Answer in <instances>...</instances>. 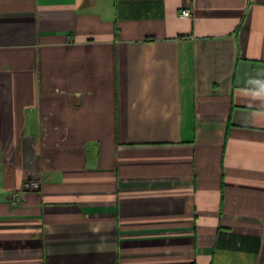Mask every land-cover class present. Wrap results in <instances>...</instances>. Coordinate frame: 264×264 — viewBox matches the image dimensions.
I'll list each match as a JSON object with an SVG mask.
<instances>
[{
    "label": "crops",
    "instance_id": "obj_1",
    "mask_svg": "<svg viewBox=\"0 0 264 264\" xmlns=\"http://www.w3.org/2000/svg\"><path fill=\"white\" fill-rule=\"evenodd\" d=\"M256 81L264 0H0V264H264Z\"/></svg>",
    "mask_w": 264,
    "mask_h": 264
},
{
    "label": "built area",
    "instance_id": "obj_2",
    "mask_svg": "<svg viewBox=\"0 0 264 264\" xmlns=\"http://www.w3.org/2000/svg\"><path fill=\"white\" fill-rule=\"evenodd\" d=\"M179 16L182 18H189L191 16V10L190 9H183L179 12ZM38 188V181L35 179L29 180L25 184L26 190L36 189ZM17 200V194L12 195V201L15 202Z\"/></svg>",
    "mask_w": 264,
    "mask_h": 264
},
{
    "label": "clouds",
    "instance_id": "obj_3",
    "mask_svg": "<svg viewBox=\"0 0 264 264\" xmlns=\"http://www.w3.org/2000/svg\"><path fill=\"white\" fill-rule=\"evenodd\" d=\"M257 84L260 86V90L254 94L255 97L257 98H262L264 99V82L261 81H256Z\"/></svg>",
    "mask_w": 264,
    "mask_h": 264
}]
</instances>
